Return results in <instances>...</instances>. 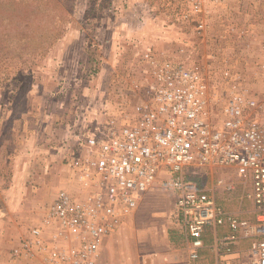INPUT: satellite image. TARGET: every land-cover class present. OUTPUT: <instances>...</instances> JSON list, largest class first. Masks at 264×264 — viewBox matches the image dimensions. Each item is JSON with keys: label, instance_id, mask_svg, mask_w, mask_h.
Returning <instances> with one entry per match:
<instances>
[{"label": "rangeland", "instance_id": "rangeland-1", "mask_svg": "<svg viewBox=\"0 0 264 264\" xmlns=\"http://www.w3.org/2000/svg\"><path fill=\"white\" fill-rule=\"evenodd\" d=\"M203 3L196 11L191 0H0V226L30 229L60 190L94 194L84 183L91 139L104 119L124 122L164 68L201 69L219 99L231 70L264 98V0ZM258 41L261 57L251 50ZM172 197L154 183L116 220L99 264H215L209 251L194 261L184 252Z\"/></svg>", "mask_w": 264, "mask_h": 264}, {"label": "built area", "instance_id": "built-area-1", "mask_svg": "<svg viewBox=\"0 0 264 264\" xmlns=\"http://www.w3.org/2000/svg\"><path fill=\"white\" fill-rule=\"evenodd\" d=\"M191 1L202 11L204 1L218 0ZM236 73L223 72L230 85L221 99L197 67L179 64L155 74L147 98L132 106L126 120L104 119L91 139L95 152L86 163L92 172L84 174V183L94 185L95 193L76 199L58 191L41 224L30 228L13 254L35 259L33 264H99L102 241L116 220L157 182L174 193L172 214L189 259L210 247L215 264L224 263L238 239L250 238L249 264H264V98L249 93ZM212 105L218 108L210 116ZM213 167L222 176L215 177ZM237 188L238 200L251 203V218L221 203L224 193ZM221 226L230 233L206 245V230Z\"/></svg>", "mask_w": 264, "mask_h": 264}, {"label": "crops", "instance_id": "crops-1", "mask_svg": "<svg viewBox=\"0 0 264 264\" xmlns=\"http://www.w3.org/2000/svg\"><path fill=\"white\" fill-rule=\"evenodd\" d=\"M253 44H254V47L251 49L253 50L252 52L254 53V50L256 49L255 51L256 54L259 57H261L262 56L261 54L263 52V50H261L262 49L261 43L258 41ZM244 52H246L244 53L246 54L244 57H248L247 52H250V51H246V48H245ZM69 164H71V161L68 162L65 166L69 167L68 166ZM69 175H72V173L69 172L67 175H65L63 181L66 182L67 177ZM239 196H240L239 188L232 191L231 193L226 192L221 196V203L227 210L236 213L240 218H251L252 217L251 203L249 201L238 200ZM16 202H19V201L16 200L14 203ZM121 217L122 216H120L119 219H121ZM36 222H38L37 224H40L41 220L40 219H38L37 221L34 220L33 225ZM11 225L13 224L6 219L1 222V226H0V264H33L36 261L35 259L26 257L23 254H20L18 256L17 255L15 256L13 254L14 250L16 251L19 249L21 240L23 238L29 237L30 229L24 228L21 226H19L18 227L19 229H17ZM229 233H230V230L227 229L225 226H221L215 229L209 228L205 232L204 242L206 245H210L213 242L214 237L222 236V235L229 234ZM252 243H253V240L250 238L238 239L235 245H233V248H234L233 253L224 256V258L226 259V262L228 264H236V263L237 264L238 263L249 264L250 256L248 252V247ZM183 244H184L183 250L184 252H187V256H188V249L185 246L186 243L184 242V237H183ZM101 251H102V248H101ZM204 251L210 252L211 258L213 259V262L215 263L216 255L213 252V250L210 247H205L199 251V256H201V254Z\"/></svg>", "mask_w": 264, "mask_h": 264}]
</instances>
